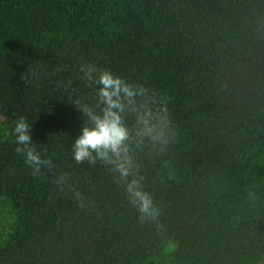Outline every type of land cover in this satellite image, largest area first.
<instances>
[{"label":"trees","instance_id":"16d2710c","mask_svg":"<svg viewBox=\"0 0 264 264\" xmlns=\"http://www.w3.org/2000/svg\"><path fill=\"white\" fill-rule=\"evenodd\" d=\"M89 63L166 101L176 140L137 157L159 227L73 159ZM21 115L51 165L39 175L15 151ZM263 259L264 0H0V264Z\"/></svg>","mask_w":264,"mask_h":264},{"label":"clouds","instance_id":"9594fccd","mask_svg":"<svg viewBox=\"0 0 264 264\" xmlns=\"http://www.w3.org/2000/svg\"><path fill=\"white\" fill-rule=\"evenodd\" d=\"M81 79L95 93V106L79 97H70L71 104L83 117V124L72 145L73 159L77 164L98 162L112 174L114 182L122 187L129 203L136 209L141 223L151 222L159 227L161 210L152 195L144 190V177L138 163V154L148 149L163 154L177 138L165 99L145 86L130 83L95 64L80 66ZM71 85V81L67 86ZM32 124L25 116L12 120L15 151L39 175L50 167L44 158L42 146L31 136ZM61 192L69 184L67 174L54 180ZM72 194L83 208V198L74 189Z\"/></svg>","mask_w":264,"mask_h":264},{"label":"rangeland","instance_id":"374dc122","mask_svg":"<svg viewBox=\"0 0 264 264\" xmlns=\"http://www.w3.org/2000/svg\"><path fill=\"white\" fill-rule=\"evenodd\" d=\"M259 264H264V259Z\"/></svg>","mask_w":264,"mask_h":264}]
</instances>
